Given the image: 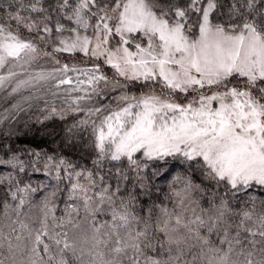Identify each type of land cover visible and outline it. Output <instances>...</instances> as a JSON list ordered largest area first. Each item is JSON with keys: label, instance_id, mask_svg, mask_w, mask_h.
Listing matches in <instances>:
<instances>
[{"label": "trees", "instance_id": "obj_1", "mask_svg": "<svg viewBox=\"0 0 264 264\" xmlns=\"http://www.w3.org/2000/svg\"><path fill=\"white\" fill-rule=\"evenodd\" d=\"M123 1L81 11L80 0H0V24L55 69L45 84L1 89L0 264H264V185L232 186L201 157L115 158L99 146L107 117L154 85L53 45L80 11L89 27ZM146 1L193 37L209 3L213 25L264 36V0ZM87 179L82 199L74 186Z\"/></svg>", "mask_w": 264, "mask_h": 264}, {"label": "rangeland", "instance_id": "obj_2", "mask_svg": "<svg viewBox=\"0 0 264 264\" xmlns=\"http://www.w3.org/2000/svg\"><path fill=\"white\" fill-rule=\"evenodd\" d=\"M93 2L80 0V10ZM212 8L194 37L146 0H124L89 27L80 11L78 27L57 35L53 48L100 57L120 77L154 85L104 121L98 142L110 144L113 157H201L232 186L264 185V92L255 85L264 80V36L252 24L213 25ZM40 57L0 24V94L47 83L55 69L39 66ZM90 186L87 179L74 188L87 199Z\"/></svg>", "mask_w": 264, "mask_h": 264}]
</instances>
